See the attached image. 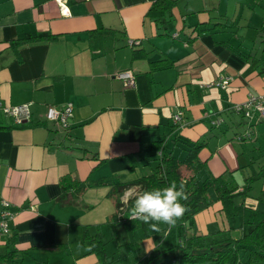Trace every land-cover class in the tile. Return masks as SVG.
Masks as SVG:
<instances>
[{"label":"crops","instance_id":"obj_1","mask_svg":"<svg viewBox=\"0 0 264 264\" xmlns=\"http://www.w3.org/2000/svg\"><path fill=\"white\" fill-rule=\"evenodd\" d=\"M152 1L0 0V104L29 109L15 124L0 107V199L12 212L0 252L15 249L16 264H107L105 242L122 245L119 255L132 258L120 264H133L154 247L157 232L148 224L136 221L145 230L136 239L119 218L112 221L109 191L122 182L120 195L137 192L132 181L148 169L138 157L150 137L169 130L175 109L179 155L204 137L199 178H231L234 192L244 190L238 196L253 197L254 178V195L264 190L257 134L264 136V123L243 137L228 110L249 93L264 97V68L245 55L255 43L264 47V0H174L156 21L146 12ZM123 68L133 73L131 85L114 75ZM227 75L224 88L210 83ZM66 102L67 126L43 116L47 105ZM215 117L224 120L218 127L209 124ZM207 191L212 202L185 220L184 232L245 233L251 225L226 216L214 189ZM97 235L100 259L89 248Z\"/></svg>","mask_w":264,"mask_h":264},{"label":"trees","instance_id":"obj_2","mask_svg":"<svg viewBox=\"0 0 264 264\" xmlns=\"http://www.w3.org/2000/svg\"><path fill=\"white\" fill-rule=\"evenodd\" d=\"M173 3L174 0H153L146 11L147 15L156 21L160 14L162 15L160 12L165 10V8H170ZM258 34L259 38L260 34L264 36L262 31H259ZM133 52L135 53V51ZM261 52H264V47L257 46L255 43L246 54L244 53L246 58H252V61H254L253 65L258 69H261L260 65L264 68V64H262L264 53L260 54ZM218 86L224 88L226 84L222 86L218 84ZM256 98L264 101L262 95ZM235 103L228 109L229 112L237 113L238 119L236 120L235 118V124H240L247 119H253L257 122L262 118L264 119V115H259L258 111L252 107H249L250 109L247 114H243L234 108L233 105ZM176 111L179 112L178 119L173 120L172 115ZM173 113L170 115L169 130L164 133H157L148 139L147 146L143 149L140 157H138L148 169L138 172L132 183L136 184L137 192H139L167 187L173 181L179 187V184L183 181L188 199L181 201V203L186 205L187 211L175 226L179 228L176 234L178 239L171 248H161L157 243L144 256L136 259L133 264H173L174 261L188 264H234L238 259L239 249L243 250L244 253L245 260L243 264H264V207L257 209L244 204L242 200L235 201L236 192L242 193L244 190L234 192V184H227V181L224 180L221 174L207 175L203 178L197 176L198 168L203 165V161L197 155V150L204 144V137H199L200 139L188 143L187 147H183L184 151L182 155H179L178 151L183 143L176 142L178 137L175 134V126L172 128L171 125L178 122L180 110L175 109ZM239 116L242 120L239 119ZM220 121L217 117L211 118L209 124L212 127H218V124L224 120ZM247 129H243L239 135L243 137L249 135ZM83 185V182H79L78 188ZM208 186L214 189L215 199L220 201L222 210L226 216L238 214L243 223L251 225L241 236L233 238L227 232H211L208 234L193 231L190 233L184 232V229L189 228L186 227L185 220L191 219L195 212L212 202V198L207 191ZM124 188H126V185L118 182L114 183L112 189L109 191L114 196L115 205L112 221L119 218L125 228L132 229L134 225L139 224L136 223L137 220L130 219L134 197L130 195L125 200H121L120 194ZM260 197L262 200L264 199V190H261ZM89 248L96 254L98 259L104 257L103 241L98 235L90 239ZM17 254L18 252L15 249L6 247L4 251L0 252V264H16ZM110 262L108 260L106 263L110 264Z\"/></svg>","mask_w":264,"mask_h":264},{"label":"clouds","instance_id":"obj_3","mask_svg":"<svg viewBox=\"0 0 264 264\" xmlns=\"http://www.w3.org/2000/svg\"><path fill=\"white\" fill-rule=\"evenodd\" d=\"M125 195L134 197L130 219L148 224L150 229L157 233L162 230L161 224L167 225L168 230L175 227L187 211L186 205L181 203L188 199L183 181L179 187L173 181L163 188L139 192L126 190ZM164 235H167V231Z\"/></svg>","mask_w":264,"mask_h":264},{"label":"built area","instance_id":"obj_4","mask_svg":"<svg viewBox=\"0 0 264 264\" xmlns=\"http://www.w3.org/2000/svg\"><path fill=\"white\" fill-rule=\"evenodd\" d=\"M59 3L63 0H57ZM134 41L133 39L131 42ZM136 41V40H135ZM116 77H118L123 84L131 85L132 84V77L133 73L129 68H123L114 73ZM229 76H224L219 80L214 82H210L211 84H220L221 86L225 84L226 80ZM259 95H254L249 93L245 99L242 101L236 102L233 106L235 109L241 111L243 114H247L249 111V107L256 109L259 115H264V101L256 98ZM70 103H64L60 108H55L53 105L49 104L45 107L43 112V116L46 119L53 120L56 124H60L62 126H67V117L70 115ZM1 110L10 116L12 121L17 124L22 121H25L29 117V109L26 102L23 103H16V104H0ZM178 111L173 113L172 119H178ZM130 190V189H127ZM126 192V191H125ZM128 197V196H127ZM126 195H120L121 200H125ZM8 201L4 198L0 199V231L6 232L7 231V219L12 215V212L7 208ZM131 216V214H130Z\"/></svg>","mask_w":264,"mask_h":264},{"label":"rangeland","instance_id":"obj_5","mask_svg":"<svg viewBox=\"0 0 264 264\" xmlns=\"http://www.w3.org/2000/svg\"><path fill=\"white\" fill-rule=\"evenodd\" d=\"M239 119L242 120V118L240 116H239ZM256 122H257L256 120H253V119L248 120L247 119L246 121H242V123L239 124V127L240 128L242 127L243 129L248 128L247 131L249 132V135H248V137H249V136H251L250 135L251 133L253 135H255V133H256V130L254 128V125ZM263 123H264V120H260L257 122V124H259V125H261ZM249 130H252V132ZM261 132H264V129H262ZM257 134H258V139L261 142V145H263L264 144V136L262 135L260 137V129H259ZM259 166H257V167L251 166L250 168L254 169V170L248 169L249 173L250 172H251V174L256 173L257 168ZM237 173H238L239 178L241 179L242 178L241 173L240 172H237ZM224 180L225 181L228 180L227 184L228 183L230 184V182H231V178H228V177H224ZM259 183H260V179L254 178L251 181L250 194L253 197H249L247 195H240V196L237 195V196H235L234 200L235 201L242 200V202H244L245 204H249L251 206H254L257 209H262L264 207V201L261 200L262 198L260 197V195H254L257 193V190H260L259 189ZM230 219H232V221H235V217H232ZM166 227L163 230H161L160 234L156 233V238L158 239L159 247H161V248H168V247L171 248L177 240L175 227L171 228L170 230H168V226H166ZM131 231H132L131 233H134V236L136 239L138 238V236H140L141 234H143L145 232V230L142 228V226L139 227V225H137L135 228L131 229ZM165 231H167V235H164ZM128 232H130V231H126V233H128ZM121 235L124 236L123 231H121ZM132 248L135 250V247H132ZM138 249H139V247L136 248V250H137L136 254H138ZM105 252L107 253V259L109 261H111L110 262L111 264H120L121 262L125 263L129 259L128 257L132 258V254H130V253L125 254V255H119V254H122V252H123V246L122 245L119 246L116 244L114 245L112 243V246H111L110 243L105 242ZM117 256H122V257L117 258ZM137 257H135V258H137ZM237 260H240V262L242 261V263L245 260L243 250H241V249L238 250V259ZM181 263L185 264L184 262H181ZM234 264H237V261ZM254 264H257V263H254Z\"/></svg>","mask_w":264,"mask_h":264}]
</instances>
